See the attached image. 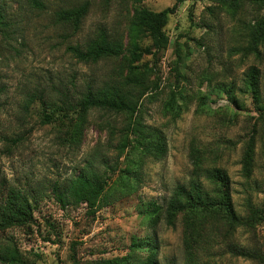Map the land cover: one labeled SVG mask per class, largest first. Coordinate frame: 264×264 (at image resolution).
Here are the masks:
<instances>
[{
	"label": "rangeland",
	"instance_id": "obj_1",
	"mask_svg": "<svg viewBox=\"0 0 264 264\" xmlns=\"http://www.w3.org/2000/svg\"><path fill=\"white\" fill-rule=\"evenodd\" d=\"M41 1L44 6L38 9L29 0H0V13L8 22L5 36L0 34V198L6 186H15L29 193L33 207V221L0 230V242L12 240L23 264H71V255L81 262L109 259L127 254L132 241L151 237L157 245L158 264H183L181 214L173 225H166L161 213L151 225L145 210L151 202L164 206L173 187L186 184L191 145L204 153L207 148L216 150L214 161L229 176L231 199L239 215L244 214L247 196L255 206L263 204L264 133H255L253 166L247 179L241 176L239 160L244 139L256 122L255 107L264 103V44L258 47L260 59L246 51L252 43V24L264 16V0H184L168 14L163 27L167 45L154 67L155 78L151 76L157 88L139 103L142 122L163 135L165 154L158 160L145 157L139 162L137 148L130 144L115 158L117 169L106 171L104 178L110 184L122 170H134V178L128 181L133 187L115 192L113 199L93 213L83 203L61 208L49 183L76 172L91 157L95 162L101 157L114 163L121 117L90 111L80 143L72 149L58 142L57 119L41 124L38 101L26 109L23 102L39 92L50 98L63 91L74 95L84 81L113 73L120 66L118 59L84 63L66 46L83 45L99 26L117 29L124 36L131 1ZM83 1L88 2L87 11L76 30L56 19V10ZM172 4L173 0H142L137 5L159 11ZM148 43L147 38L142 42ZM149 59L144 55L141 61ZM249 64L261 71L259 103H253L249 93L236 90ZM229 83L235 86L238 106L218 90ZM18 134L21 141L6 147L3 136ZM35 188L38 193L34 194ZM236 236L240 243L248 236L264 250V219L250 233L238 229ZM146 254L140 248L131 255L136 263ZM221 261L252 264L228 254Z\"/></svg>",
	"mask_w": 264,
	"mask_h": 264
},
{
	"label": "trees",
	"instance_id": "obj_2",
	"mask_svg": "<svg viewBox=\"0 0 264 264\" xmlns=\"http://www.w3.org/2000/svg\"><path fill=\"white\" fill-rule=\"evenodd\" d=\"M109 0H103L108 2ZM131 11L125 27L124 36L117 29L109 30L99 26L83 45L68 44L66 50L78 61L96 63L102 59H118L120 66L114 72L100 80L84 81L74 95L67 91L59 92L56 98H50L39 92L28 95L23 102V109L34 100L41 106L40 123L49 124L58 120L57 140L61 145L75 149L78 147L84 125L90 111L98 110L121 117L117 130L118 141L114 163H107L99 157L88 158L76 172L62 178H55L49 183V191L61 208L83 203L93 213L106 205L115 192L130 189L129 183L134 178V170H122L114 180L107 182L105 172L117 169L115 158H118L132 144L137 148L138 161L149 157L158 160L165 154V142L161 132L142 122L139 116V103L157 88L155 65L159 54L167 45V35L163 27L168 14L175 11L176 5L184 0H173L171 6L159 11L137 5L142 0H130ZM222 1V0H220ZM230 1V0H225ZM29 4L38 9L43 8L41 0H29ZM87 1L68 8H59L54 12L57 20L69 24L76 30L87 11ZM8 22L0 13V34L5 36ZM252 43L247 52L260 59L259 46L264 44V16L256 19L250 28ZM148 44H142L144 39ZM124 39V40H123ZM150 57L141 61L142 56ZM261 71L256 64H249L242 72L241 93H249L253 103L260 101ZM218 90L225 93L227 100L234 106L238 102L234 96L235 86L232 83L221 86ZM180 94V92H178ZM204 101L201 102V105ZM174 111V109H172ZM256 122L250 134L244 139L240 155V173L244 178L251 175L253 166L255 133H264V103L255 107ZM71 114V116H68ZM257 123V125H256ZM6 147L10 148L21 141L22 135L3 136ZM216 150L205 149V153L190 146L189 158L191 173L186 184H176L164 206L151 202L145 214L154 225L163 213L166 225H173L178 213L181 214L183 264H226L222 260L224 254L241 258L252 264H264V250L258 241L245 237L243 243L237 240V230L250 233L253 225L264 219V202L255 206L250 197L244 199V214L239 215L234 209L231 199V181L226 171L215 163ZM208 161V163H206ZM102 165V169L98 166ZM110 185V186H109ZM0 198V230L9 227H22L30 224L32 204L29 193L15 186H6ZM34 194L38 189H34ZM31 196H33L31 194ZM113 199V198H112ZM133 240V238H132ZM145 248L147 254L143 259L133 261L132 252ZM157 245L154 239L147 238L140 242L132 241L127 254L113 258H98L79 261L70 256L71 264H158L156 260ZM24 260L12 240L0 242V264H23ZM166 264H173L167 262Z\"/></svg>",
	"mask_w": 264,
	"mask_h": 264
}]
</instances>
